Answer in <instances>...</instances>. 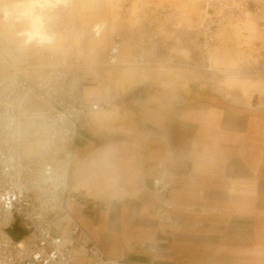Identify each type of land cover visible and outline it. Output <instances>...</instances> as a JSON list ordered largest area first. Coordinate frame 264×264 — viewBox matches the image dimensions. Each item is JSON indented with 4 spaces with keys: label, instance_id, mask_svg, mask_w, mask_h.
<instances>
[{
    "label": "built area",
    "instance_id": "built-area-1",
    "mask_svg": "<svg viewBox=\"0 0 264 264\" xmlns=\"http://www.w3.org/2000/svg\"><path fill=\"white\" fill-rule=\"evenodd\" d=\"M40 1L48 12L67 9V0ZM109 2L112 13L90 26L94 37L113 27L101 68L121 64L205 68L207 51L219 44L221 31L239 35V49L244 50L241 37L252 24L262 40L254 43L257 63L244 62L239 71L264 76V0H201L198 17L189 2ZM18 31L0 34V264H153L168 255L174 234L163 227L175 222L171 171L164 161L147 163L144 158L148 141L164 143L165 134L139 125L142 133L134 144L106 153L101 162L92 160L93 175L100 177L105 171L109 176L99 194L72 191L76 140L88 130L96 105L85 100L84 88L95 81L99 67L86 64L67 42L56 49L53 39L30 41L21 28ZM183 48L190 51L191 62L176 53ZM128 177L137 183L139 193L147 189L152 194L155 230L150 241L136 242L148 259L106 255L89 236L79 237L81 228L68 209L69 203L95 208L132 199L110 196L115 187L128 188ZM184 209L189 212L193 207ZM14 231L18 239L12 237Z\"/></svg>",
    "mask_w": 264,
    "mask_h": 264
},
{
    "label": "crops",
    "instance_id": "crops-1",
    "mask_svg": "<svg viewBox=\"0 0 264 264\" xmlns=\"http://www.w3.org/2000/svg\"><path fill=\"white\" fill-rule=\"evenodd\" d=\"M121 68H128L125 76L137 74L139 83L150 79L132 67ZM86 89L90 98L91 88ZM182 103L174 111L133 105L125 114L117 107L98 108L90 115L94 126L78 134L75 166L98 147L123 141L122 133L133 130L126 120L131 115L136 125L166 136L164 143L148 141L144 152L147 163L164 161L173 185L175 222L163 228L174 238L170 253L153 264H264V103H233L201 88L191 90ZM187 206L193 209L186 212ZM69 213L81 228L79 237L89 236L106 255L148 259L136 242L150 241L155 230L149 190L105 207L72 204Z\"/></svg>",
    "mask_w": 264,
    "mask_h": 264
},
{
    "label": "bare ground",
    "instance_id": "bare-ground-1",
    "mask_svg": "<svg viewBox=\"0 0 264 264\" xmlns=\"http://www.w3.org/2000/svg\"><path fill=\"white\" fill-rule=\"evenodd\" d=\"M16 3H19L20 5H25L27 2H31L28 7H27V11L25 10L26 15H24L23 13H20L19 16H17L16 18L14 17V10H10L12 18L10 20H12V23H21V19L24 18V24H25V31H23V33L25 34V37H27L30 41L32 40H39V41H46L47 39H53L55 42L57 41L58 46L56 47V49H61L64 45L59 43H68V45L71 46L72 50H74V52L79 55L84 62L95 64L98 65L96 67H100V62L97 61L96 59H91V58H87V57H83L81 54H79L77 52V47L81 46V41H83V43L85 44L86 49L91 53V52H96V51H101L104 47H105V42L107 41V38H110L111 32L113 30L112 24L110 27V30L107 31L105 34H103L102 36L99 37H94L91 32H90V26L93 22L95 21H104L107 16L110 13H112V9L110 8V2L109 0H67V9H57V10H53L51 12H48L46 10V7L44 6L45 3H42L40 0H13ZM201 0H179L175 3H171L173 5H184V4H188V2L190 3V8L193 12V14H195V16L198 17L199 15V11H200V4ZM13 2V3H14ZM89 3H92V6L94 8H96V13L99 16L96 20H94L93 22L90 23L87 21L88 19H84L82 20L83 24H82V29H81V33L82 36L80 35V37H77L78 39V44L76 45V43L74 42V38L73 35L71 33H75V30L73 29H69L66 30L65 27L68 24V16L70 15V12L75 10L78 11V9L80 7H85L86 5H88ZM163 4V3H160ZM79 13H83V10L80 8ZM1 21H4V14H2ZM28 18V20H27ZM73 18V16H72ZM70 20V19H69ZM72 20V19H71ZM8 22V21H6ZM30 22V24H29ZM6 24V23H5ZM32 25H36L38 27V31L35 30L33 28ZM32 29H31V28ZM68 28V27H67ZM10 30V29H9ZM55 32L58 34H53L50 32ZM20 32V31H19ZM17 33V32H15ZM80 33V32H79ZM78 33V34H79ZM224 33H231L232 36V41L230 42V46L233 49L234 53H235V59L237 61V63H239L240 65H242L244 62H246L247 65H252L253 63L256 64L257 63V57L254 56L256 54H258V50L254 48V43L255 41H259L262 42V40L260 39L258 33H256L254 26L252 24L248 25V34L243 35L241 38V44L243 46H245L244 50L239 49V43L237 38L239 37V35L231 32V31H226L225 29L223 31H221L220 34V41L222 39V36ZM14 33H12L13 35ZM70 36V40L63 42L62 40L67 38V36ZM53 36V37H51ZM103 36H107V37H103ZM76 40V39H75ZM219 41V43H220ZM109 42V41H108ZM218 45V44H217ZM214 45L212 47H210L207 51V56H208V64H205V68H202V65L200 66H193V68L198 69L199 71L203 72V78H204V82H209L211 84H214L213 81H210L211 77H215L218 76V78L225 79L226 77L229 76H233V75H238V74H243L240 73V68H216L214 66V63L217 58L215 59L212 51L214 49L215 46ZM176 53L182 58L184 59L185 62H191L192 61V57L190 56V51L186 48H183L181 50H175ZM248 52V53H246ZM224 54V53H223ZM213 56V58H212ZM219 57V56H218ZM214 60V61H213ZM175 66L174 64H164L161 66H157V67H152V66H134V65H129V64H121V66H116V67H112V68H120V67H139L140 69L143 68V70L145 71H150L149 72H142L141 75L144 78H150L153 80L157 81V87H159L160 89H166V88H173V85L175 83V85L177 84V86H180L179 88H186L188 83H185L187 81H189L191 78H193L194 75H196V73L194 74L191 70H173L168 69L167 72L162 71L161 69L163 68H167V67H172ZM175 67H181V66H175ZM187 68V67H186ZM188 68H192V67H188ZM153 70H158V71H153ZM152 71V73H151ZM154 72H158V73H154ZM163 72V73H162ZM245 74V73H244ZM232 78V77H231ZM230 82V81H228ZM87 86L84 88L86 89ZM223 93V92H222ZM223 97H225L222 94ZM226 99H229L227 97H225ZM181 104V102H183V99H179L178 100ZM185 101V100H184ZM179 104V103H178ZM183 104V103H182ZM181 104V105H182ZM180 105V106H181ZM179 106V107H180ZM98 108H93L90 115L97 110ZM138 126V133H136L135 135H133L132 137H137L140 136L142 131L139 125ZM134 144L133 140H126V141H118V142H113V143H109L107 145H103L101 147H98L96 150L92 151L91 153H89L88 155H86L80 162L79 165L77 166H73L76 167V173L74 174V179L73 182L71 183L72 186V191H77V190H83L85 191L86 195H97L100 193V188L102 187V185L106 186V184L109 181V176H107V173L101 172L100 177H97L96 175H93L91 173V167L94 164V161H99L101 162L104 159V155L106 153H111V152H116L117 150L121 149L122 147L126 146V145H132ZM92 160H94L92 162ZM125 182H127L126 184L128 185L127 189H123V188H119V187H115L113 189V194L110 196H114L116 198L121 199L123 196H127V197H135L138 193H139V187L137 185V183L131 179L130 177L125 179ZM102 183V185H101ZM75 184V186H74ZM73 203H69L68 204V209L70 207V205H72Z\"/></svg>",
    "mask_w": 264,
    "mask_h": 264
},
{
    "label": "rangeland",
    "instance_id": "rangeland-1",
    "mask_svg": "<svg viewBox=\"0 0 264 264\" xmlns=\"http://www.w3.org/2000/svg\"><path fill=\"white\" fill-rule=\"evenodd\" d=\"M179 0H171L167 2L162 3H174ZM13 0H0V34L5 35L15 32H19L18 30L25 31V24H24V18L21 19V23H12L10 20L12 18L10 10H14V17L16 18L19 16L20 13H25V10L27 11V7L31 2H27L25 5H20L19 3L14 2ZM158 3H161L157 1ZM80 8L83 10V13H79ZM78 11H71L70 15L68 16V24L65 27L66 30L73 29L75 30V33H71L74 38V42L76 45L78 44L77 37L82 36L81 29H82V20L88 19L87 21L89 23L96 20L99 16L96 13V8L92 6V3H89L85 7H80ZM2 14H4V21H1ZM26 15V14H24ZM73 16V18H72ZM70 19V20H69ZM72 19V20H71ZM28 20V18H27ZM8 21V22H6ZM29 21V20H28ZM6 23V24H5ZM30 24V22H29ZM31 25V24H30ZM35 30H39L36 25H32ZM68 27V28H67ZM31 28V27H30ZM10 29V30H9ZM32 29V28H31ZM80 32V33H79ZM53 34H58L55 32H50ZM79 33V34H78ZM67 36V35H66ZM70 36H67V38L63 39L62 41H68L70 40ZM107 37V36H103ZM76 39V40H75ZM231 33H224L222 36V39L220 43L214 47L213 51L222 50V53L219 57L218 62L217 60L214 63V66L216 68L222 67V68H240L242 65L237 63L235 59V53L233 49L230 46V42L232 41ZM109 39L107 38V41L105 42V47L101 51L96 52H89L83 41H81V46L77 47V52L81 54L83 57H95L97 61L100 62V59L107 47ZM64 44V43H59ZM212 51V53H213ZM192 53V51H191ZM213 58V56H212ZM214 61V60H213ZM88 65H91L90 63L85 62ZM94 67L98 66L95 64H92ZM91 65V67H92ZM179 69V70H191L196 75L193 76L189 81L185 82L186 88H179L180 86H177V84L173 85V88H164L160 89L157 87V82L147 79L142 80L139 83V79L137 74L133 73L129 76H125L124 72L128 68H101L99 67L96 71V79L95 81L87 85V87L91 88V96L90 98H87L85 95V92L87 89H84V95L85 100L89 102H93L95 107L93 108H101L102 110L111 111L114 108H118L117 110L119 112H122V114H125L126 111L132 109L133 105H146L148 107H163L170 109L171 111H174L177 109L178 105L176 103L180 102L179 99L185 100V97L189 94L191 90L194 89H206L214 91L222 96V94L229 98L226 99L230 102H237V103H248L251 100L254 103L259 104L264 103V76L257 75V74H238L226 77L225 79H220L218 76L211 77L210 81H213L214 84H211L209 82H204L203 78V72L199 71L196 68H186V67H167L161 69L164 72H167L168 69ZM124 70V71H123ZM130 71L137 72L139 75L142 72H149L145 71L143 68L139 67H133L132 69H129ZM152 73V71H151ZM158 73V72H154ZM163 73V72H162ZM232 77V78H231ZM230 81V82H228ZM223 92V93H222ZM182 103V102H181ZM116 110V109H114ZM128 122V126L132 127L133 130L129 131L127 133H122L124 140H133L136 133H138V126L136 125L134 118L128 116L126 118ZM91 119L89 123L91 125ZM89 132V130H87ZM78 143V141H76ZM79 154L74 153L73 155V166L78 162ZM53 236L58 235V233L53 232ZM17 238V237H16Z\"/></svg>",
    "mask_w": 264,
    "mask_h": 264
},
{
    "label": "trees",
    "instance_id": "trees-1",
    "mask_svg": "<svg viewBox=\"0 0 264 264\" xmlns=\"http://www.w3.org/2000/svg\"><path fill=\"white\" fill-rule=\"evenodd\" d=\"M12 237L15 238V239H18L20 236H19L18 233H14V232H12ZM16 237H17V238H16Z\"/></svg>",
    "mask_w": 264,
    "mask_h": 264
},
{
    "label": "water",
    "instance_id": "water-1",
    "mask_svg": "<svg viewBox=\"0 0 264 264\" xmlns=\"http://www.w3.org/2000/svg\"><path fill=\"white\" fill-rule=\"evenodd\" d=\"M14 233H17V231H14Z\"/></svg>",
    "mask_w": 264,
    "mask_h": 264
}]
</instances>
